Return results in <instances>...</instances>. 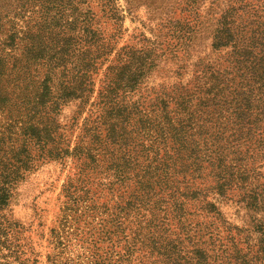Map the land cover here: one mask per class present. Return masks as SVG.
<instances>
[{
    "label": "trees",
    "instance_id": "obj_1",
    "mask_svg": "<svg viewBox=\"0 0 264 264\" xmlns=\"http://www.w3.org/2000/svg\"><path fill=\"white\" fill-rule=\"evenodd\" d=\"M32 1L0 35V210L61 161L72 264H264V0Z\"/></svg>",
    "mask_w": 264,
    "mask_h": 264
},
{
    "label": "rangeland",
    "instance_id": "obj_2",
    "mask_svg": "<svg viewBox=\"0 0 264 264\" xmlns=\"http://www.w3.org/2000/svg\"><path fill=\"white\" fill-rule=\"evenodd\" d=\"M90 1L92 8L99 13L100 8L97 6V1ZM20 2L22 7L16 5L12 0L5 2L0 0V14L11 13L6 20L2 17L0 35L8 34L9 29L14 26L18 30L26 29L27 24L31 25L32 20H36L37 16L31 14L40 11V4L31 2V0H21ZM121 4L124 5L123 0H121ZM3 7L10 9L11 12L3 10ZM137 24L131 22L127 17L124 25L129 31H132ZM101 25H106L109 28L103 22ZM10 113L14 114V111H9L6 106H0L1 131H4L8 125ZM69 174V166L64 165L61 161L36 162L24 180L17 183L11 191L8 205L0 210V225L5 227L12 224V229L8 234V243L13 247L16 246L19 250L12 259L18 257V262L25 264H72L80 255L87 256V250L80 247V244L74 239L75 236L72 234L65 236V231H63L65 199L62 194V184ZM222 210L231 220L237 217L233 209L223 207ZM70 224L66 226V230L71 233L70 229L73 228ZM67 240H71V242L64 247L62 243ZM3 255L0 253V264L6 262ZM12 259L9 263L15 264L16 262H13Z\"/></svg>",
    "mask_w": 264,
    "mask_h": 264
}]
</instances>
